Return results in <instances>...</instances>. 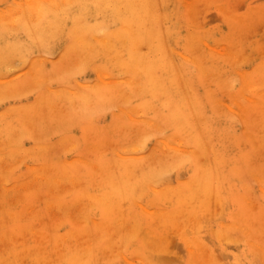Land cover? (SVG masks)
Here are the masks:
<instances>
[{
	"label": "rangeland",
	"instance_id": "374dc122",
	"mask_svg": "<svg viewBox=\"0 0 264 264\" xmlns=\"http://www.w3.org/2000/svg\"><path fill=\"white\" fill-rule=\"evenodd\" d=\"M0 264H264V0H0Z\"/></svg>",
	"mask_w": 264,
	"mask_h": 264
}]
</instances>
